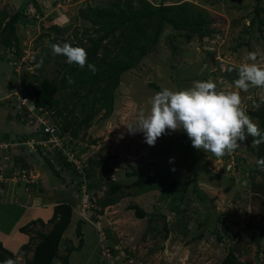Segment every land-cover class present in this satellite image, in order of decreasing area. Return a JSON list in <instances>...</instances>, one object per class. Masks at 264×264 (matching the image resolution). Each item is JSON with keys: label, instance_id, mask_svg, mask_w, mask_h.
I'll list each match as a JSON object with an SVG mask.
<instances>
[{"label": "rangeland", "instance_id": "374dc122", "mask_svg": "<svg viewBox=\"0 0 264 264\" xmlns=\"http://www.w3.org/2000/svg\"><path fill=\"white\" fill-rule=\"evenodd\" d=\"M109 1L112 0H0V10L21 13L16 24L20 57L15 58L0 46V142L14 144L23 134L38 142L32 127L16 121V98L25 95L23 86L29 80L35 81L27 87L31 92L37 80L55 77L66 62V57L52 54L51 44L69 43L84 49L87 43L83 32L91 37L96 35L88 23L78 19L77 11L87 5L106 7ZM144 1L153 6L192 3L205 10L213 36L211 40L199 39L187 30L163 24L147 55L120 75L111 114L101 118V111L85 131L83 140L75 141L77 156L88 162L86 173L92 174L88 181L95 185L121 183L125 186L123 197L118 203L102 208L98 215L97 202L104 196L105 186L86 195L80 178L71 170L60 169L53 160L54 167L60 169L62 182L51 174L36 151L20 150V153L7 152V159L14 155L16 159L22 157L36 171L33 174L36 181L33 190L24 187L29 196L23 200L22 188L15 182L14 203L23 208L31 206V217L43 218L44 223L55 204L67 202L72 206V216L57 253L60 258L66 254L65 248L73 247L69 264H102L97 226L114 254L129 259L130 264H219L229 247L234 248L239 263L264 264V199L251 194L247 187L249 171L255 162L247 152L248 138L239 142L240 148L231 155L217 158L193 148L182 130L166 132L154 146H149L142 132L130 134L126 128L135 125L140 111H150V98L164 88L187 90L194 81L211 80L218 90H236L233 81L238 78L240 65L250 63L245 60L250 52L257 53V63L264 67V12L259 15L261 26L257 20L250 24L254 9H264V0ZM54 26L57 31L52 30ZM238 42L241 46H237ZM41 57L43 66L37 68ZM261 91L259 88L240 91L247 112L257 108L254 100H260ZM92 140L95 144H90ZM131 169L163 177L167 183L175 181L176 186L135 195L127 186L134 178L125 176ZM43 203L48 207L37 206ZM130 205H136L147 216L136 219L126 209ZM3 207L0 206V211ZM149 215L154 218L149 219ZM13 220L6 217L0 228L9 226ZM78 221H81L80 248L76 237ZM163 222L169 229L166 240L157 233ZM36 227L47 232L50 225ZM153 227L155 230H150ZM20 236H15L13 246L22 244ZM56 258L51 264H59Z\"/></svg>", "mask_w": 264, "mask_h": 264}, {"label": "trees", "instance_id": "16d2710c", "mask_svg": "<svg viewBox=\"0 0 264 264\" xmlns=\"http://www.w3.org/2000/svg\"><path fill=\"white\" fill-rule=\"evenodd\" d=\"M254 10V16L250 19V24H253L254 20H257V23L261 26L263 23L259 15L264 12V9L255 8ZM77 17L82 23H88L93 28V32L96 33L94 37L87 35L86 31L82 34V37H85L84 42L87 43L84 49L88 55V63L96 66V74L93 75L87 69V66L84 69H80L76 65H68L65 62L58 68L55 77L51 79L42 77L37 80L34 87H31V92L27 91V87L35 81L29 80L30 82H27L23 86L26 92L23 96L29 98V106L33 110H39L40 114L46 113V116L43 115V119L46 124L54 126L55 132L53 136L59 139L61 147L57 148L47 145L48 147L45 148V146L42 147L41 145L35 144L33 145V150L18 145L17 147L20 148L18 151L11 149V147L2 149L0 151V159L2 160L0 162V174L2 178L6 179L14 177L16 186L22 188V197L27 198L29 193L27 195L24 187L26 188L27 186L33 190L34 184L30 182L27 184L22 179L23 177L27 179L28 174L33 171V168L26 164L20 156H17L16 159L14 155L12 159H7L9 155H6V153H20V150H24L25 153L36 151L41 162L46 164L51 174L63 182L64 179L60 175V169H69L79 177V174L74 169L73 162L69 161L65 154L67 152L82 166L85 180L83 192L86 195L96 188L106 187L104 196L97 202L100 207V211L97 214L100 215L102 208L118 203L123 197L125 186L113 181L103 183L102 185H95L93 182L88 181L92 174L86 173L88 162H84L81 157L77 156L76 147L78 144L75 141L80 142L83 140L82 136L85 134V131L91 126L93 119L101 111V118L108 117L111 114L114 90L118 86L120 75L132 69L147 55L154 46L163 24H169L175 29L187 30L192 34H196L199 39L206 38L211 40L213 35L212 30L209 28L210 22L207 20L205 10L185 1L171 6H153L144 0H112L109 1L106 7H91L87 5L84 9L77 11ZM20 20V11L17 10L8 13L6 9L0 10V46L6 53L9 52L17 59L20 57V53L17 46L16 24ZM52 30L57 31L58 28L54 26ZM114 33H116L115 36ZM241 44L238 42L237 46H241ZM69 77L75 81L74 84L68 83ZM24 90H22L23 94ZM254 104H260V106L253 108L247 114L259 126L260 130L264 132V104L256 99L254 100ZM16 112L15 119L18 123L26 125L27 127H31L34 124L36 126L38 125L36 129L38 132L34 133L35 138L47 140L49 135L43 133L42 125L35 120L31 111L22 109ZM42 133L43 135H41ZM247 138L250 142L249 146L245 144L247 152L255 159L253 167L249 171V184L247 187L251 194L264 199V171L260 170L257 165V161L264 158V144L253 147L252 138ZM29 139L32 138L23 134L14 143ZM90 142V144H95V140ZM20 159L22 162L18 163ZM53 160L59 164L60 169L54 167ZM125 176L134 178L127 186L134 191L135 195L154 190L160 191L164 187L173 189L176 186L175 181L167 183L163 177L148 173H139L134 169L125 173ZM1 190L2 188H0ZM8 195H10V192ZM7 196H0V199L3 200L0 206L4 205V209L0 212V222L6 221V217L7 219L12 217L16 220L24 209L21 205L11 202ZM126 209L132 211L136 219L147 216L136 205L127 206ZM181 212L184 213V210L182 209ZM71 216L72 206L67 202H59L51 207V214L45 223L40 219H35L18 228V231L23 234L30 235L31 233L34 235V238H30L29 242L19 247L16 252L17 254L23 250H29L31 245L32 255L30 259L25 260L24 264L52 263L58 256V246L70 222ZM151 218H154V215H149V219ZM80 223L81 221L77 222L76 228V237L78 238L77 248H80L82 245L79 229ZM12 224L13 222L10 225ZM45 224L50 225L47 232L43 229H32L33 226L37 225L41 228ZM150 230H155V227ZM168 230L166 224L163 222L161 231H157L162 240H166ZM103 243L112 254L115 253L112 245L107 242L106 238L103 240ZM72 250L73 247L65 248L66 254L60 258H56L59 260V264H68L69 253ZM234 252V248L229 247L219 264H250L249 262L239 263ZM8 259H11L16 264L14 254L3 249L0 245V264H3ZM125 259L124 257L123 261Z\"/></svg>", "mask_w": 264, "mask_h": 264}, {"label": "clouds", "instance_id": "9594fccd", "mask_svg": "<svg viewBox=\"0 0 264 264\" xmlns=\"http://www.w3.org/2000/svg\"><path fill=\"white\" fill-rule=\"evenodd\" d=\"M50 47L54 56L66 57V63L68 65H76L80 69H84L87 66V69L93 75L96 74L97 68L94 64L88 63V55L85 49L73 47L69 43H64L63 45L51 44ZM245 60L250 61V63L244 62L240 65L238 78L233 81L236 90H218L216 83L211 80L194 81L193 86L187 90L172 91L164 88L150 98V111L147 113L140 111L135 125L129 124L126 127L128 132L130 134L142 132L145 142L149 146H154L157 139L166 134V132L170 133L182 130L191 140L193 148L202 150L205 153H211L217 158L234 153L240 148L239 142L245 141L247 137L252 138L253 147L264 144V132L260 130L259 126L247 114L246 108L242 106V98L240 95V91L247 92L250 88H259L262 90L260 93V103L264 104V67H261L257 63V53L255 52L248 53ZM42 66L43 57H41L36 67L40 68ZM68 83L74 84L75 81L69 77ZM19 97L27 98V105L22 109L31 107L28 104V97L23 95ZM19 97L16 98L18 107L20 102ZM259 106L260 104L256 105V107ZM257 165L260 170L264 171V158L258 160ZM75 171L79 174L78 178H80L84 189L85 180L83 171L81 173L76 169ZM33 172L31 171L30 173L34 174ZM14 184L7 181L0 191V196L6 197L10 192V198L11 196L13 197ZM1 203H3L2 199H0ZM83 220L87 219L84 218ZM10 227L11 225H9ZM97 233L100 253V235L103 239H105V236L98 226ZM28 236H30L28 241L22 245L28 243L30 238H34L33 234ZM31 249L32 247L30 245L29 250H23L17 254L31 251L32 255ZM17 250L13 253L14 260L17 256ZM112 256L116 259L115 263L117 264H130L131 262L129 259L123 261L124 257L118 254H112ZM3 264H14V262L8 259Z\"/></svg>", "mask_w": 264, "mask_h": 264}, {"label": "built area", "instance_id": "2783aa9c", "mask_svg": "<svg viewBox=\"0 0 264 264\" xmlns=\"http://www.w3.org/2000/svg\"><path fill=\"white\" fill-rule=\"evenodd\" d=\"M27 105V98L23 97L20 99V102H19V110H22L23 107H26ZM31 108V107H28L27 110ZM28 111H31L32 113V116L35 117V120L40 123V125H42L43 127V133H47L49 135V137L47 138V140H44L43 138L42 139H39L37 143L33 142V139H29V140H22L21 142L19 143H14V144H8L7 142L6 143H3V142H0V150L2 149H7L8 147H17L18 146H24V147H27L28 149L30 150H33V145L35 144H38V145H41L42 147L45 146L48 147L49 145H51L52 147H57V148H60L61 147V143L59 141V139L57 137H54V132H55V128L53 125H48L46 124V122L44 121L43 119V114L39 113V110H33L32 108L29 109ZM35 112V113H33ZM31 130L36 133L38 132L36 129L38 127V125L36 126V124H34L33 126H31ZM43 133L41 135H43ZM48 145V146H47ZM68 157V160L73 162V165L75 166V169L81 173L82 172V166L79 164L77 165V162L72 158V155H70L69 153H65ZM29 178V180H28ZM28 178L25 179L23 177V181L25 183L27 182H30V183H33L34 180L36 181V176H34L33 174L29 173L28 174ZM7 181H10L12 183H15L16 180L14 177L12 178H2V175L0 174V188H2L4 186V184H6ZM100 254H101V257L103 259L102 261V264H117L115 263V258L112 256V254L110 253L109 249L105 246V244L103 243V237L100 235Z\"/></svg>", "mask_w": 264, "mask_h": 264}, {"label": "crops", "instance_id": "0c3cea01", "mask_svg": "<svg viewBox=\"0 0 264 264\" xmlns=\"http://www.w3.org/2000/svg\"><path fill=\"white\" fill-rule=\"evenodd\" d=\"M33 171H34L33 173H36L35 170H33ZM13 197L11 196V198H10V195L7 196V198L9 200H11V202L15 201V199ZM21 199L23 200L25 198L21 197ZM37 206H40L43 209L48 207L46 203H43V204H40V205H37ZM30 207L31 206H27V207L25 206L24 207L23 212L21 213V215L16 220L13 221V224L11 225L10 228H9V226H7L5 228H0V244H1L2 248L6 249L7 251H9L11 253H15L17 248L20 245H22L24 242L28 241V238H29V236L27 234H23L21 232L19 233L18 228H20L24 224L28 223L29 221L35 220V219H40L42 222H44L43 218H39V217H36V216L34 218L31 217V212H30L31 209H30ZM0 212H2V211H0ZM48 218L49 217H47L45 220H47ZM32 229L33 230H39L36 226H33ZM17 234L22 235V236H20V238H21L20 240H21L22 244H20L19 246L15 247V246H13V244H14L15 236ZM26 252L27 253H23L22 252L20 254H17L18 257L17 256L15 257L16 258L15 260H16L17 264H24L25 260L29 259L31 257V251H26ZM19 259H22V261L19 260ZM68 264H69V260H68Z\"/></svg>", "mask_w": 264, "mask_h": 264}]
</instances>
